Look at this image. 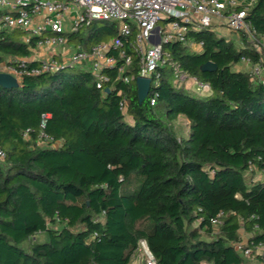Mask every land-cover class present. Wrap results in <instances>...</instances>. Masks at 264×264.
<instances>
[{"label":"trees","instance_id":"trees-1","mask_svg":"<svg viewBox=\"0 0 264 264\" xmlns=\"http://www.w3.org/2000/svg\"><path fill=\"white\" fill-rule=\"evenodd\" d=\"M247 20L264 34V0ZM118 34L116 20H96L71 38L89 48ZM24 36L0 30V64L33 54L37 38ZM188 38L202 49L165 45L155 104L139 99L137 54L130 83L113 71L99 88L83 63L0 86V264H131L143 239L157 264H246L255 253L264 264V80L236 69L261 55L246 35ZM208 61L217 69L203 70ZM177 69L211 91L179 84Z\"/></svg>","mask_w":264,"mask_h":264},{"label":"built area","instance_id":"built-area-1","mask_svg":"<svg viewBox=\"0 0 264 264\" xmlns=\"http://www.w3.org/2000/svg\"><path fill=\"white\" fill-rule=\"evenodd\" d=\"M251 3L242 0H0L2 28L24 30L26 42L37 38L33 53L40 48L51 51L48 56L39 59V65L27 68V64L36 59L32 56L17 57L1 63L0 71L13 74L21 82L27 74L55 72L69 66L88 63L97 86L104 88L112 79L113 71L115 78L125 83L133 80V76L126 72L137 54L138 76L152 78L147 97L151 104H155L159 95L155 90L159 85L158 68L169 60L165 45L179 40L202 49L203 41L189 40L190 30H215L218 24L224 23L237 33L240 39L242 35H246L259 51L261 59L255 63L251 73L264 80V34L258 32L247 20ZM96 20L119 21V34L109 40L94 43L89 48L75 39L76 43H71L73 34ZM160 22L163 24H159ZM242 60L251 61V58L243 57ZM176 72L179 84L190 80L197 85L198 91H211L208 83L190 79L189 75L180 69ZM120 108L127 111L126 98L120 101ZM45 124L44 119L42 125ZM41 136L54 141L55 146L59 145L54 136L43 130ZM4 156L5 152L0 150V157ZM223 215V212L219 213L212 222L215 225L220 224ZM240 247L239 244L238 248ZM141 248L147 258H141L137 264H157L145 239L141 240ZM257 249L264 255V245L258 246ZM250 252L251 249L247 248L246 253Z\"/></svg>","mask_w":264,"mask_h":264},{"label":"water","instance_id":"water-1","mask_svg":"<svg viewBox=\"0 0 264 264\" xmlns=\"http://www.w3.org/2000/svg\"><path fill=\"white\" fill-rule=\"evenodd\" d=\"M157 30H159V27H157ZM159 40L160 38L158 39V41ZM217 67V64L213 61H208L202 65L203 70H216ZM151 81V77L144 76H138L136 79L139 99L141 102H143L147 98L150 92ZM0 86L4 88H15L20 86V82L18 81L17 77L13 74L5 71H0ZM107 90L109 91L110 89L107 88Z\"/></svg>","mask_w":264,"mask_h":264},{"label":"crops","instance_id":"crops-1","mask_svg":"<svg viewBox=\"0 0 264 264\" xmlns=\"http://www.w3.org/2000/svg\"><path fill=\"white\" fill-rule=\"evenodd\" d=\"M244 1L245 3H251L253 2L254 0H242ZM215 30L221 34V35H224V36H227L229 38H234L236 39V33L232 30H230L224 23L222 24H218L215 28ZM233 33V34H232ZM235 34V35H234ZM196 50H200L201 48L199 46H196L194 45L193 46ZM40 50V51H39ZM39 50H37L35 53H33L31 56L34 58V59H42L46 56H48L51 51L49 50H45L43 48H40ZM255 66V63L251 60V61H244V60H241V62H239L238 64H236V69L237 70H243V71H248V72H251L253 70Z\"/></svg>","mask_w":264,"mask_h":264},{"label":"rangeland","instance_id":"rangeland-1","mask_svg":"<svg viewBox=\"0 0 264 264\" xmlns=\"http://www.w3.org/2000/svg\"><path fill=\"white\" fill-rule=\"evenodd\" d=\"M117 23H118V26H119V24H120V22L119 21H117ZM159 24H163V22H160ZM2 29V25H0V30ZM233 34V33H232ZM235 35V34H234ZM236 37H237V35H236ZM71 43H73V44H75L76 43V41L75 40H71ZM40 51V50H39ZM85 67H88V66H85ZM79 67H69L68 68V70L69 71H75V70H77ZM192 88H194V89H196L197 88V85H194V83H192L191 81L188 83ZM197 90V89H196ZM201 94H203V95H205V94H207V93H205V92H202V91H199ZM181 124L184 126L185 124H186V121L185 120H181ZM262 177H264V175H262L261 173H259V172H257V177H256V175H255V178H262ZM241 235H242V237L244 238V240L246 241L247 240V237H248V233L244 230V229H242L241 230ZM258 251V253H260V254H262V251L261 250H259V249H257ZM141 252H140V254H138V257L136 258V260H134V262H132L131 264H137L138 263V261L142 258V260H144V259H146L147 258V254H144V252H143V249L141 248V250H140ZM256 253L255 254H253L252 256H248V258H247V262H246V264H261V262H259L258 261V258L256 257ZM204 264H206V263H204Z\"/></svg>","mask_w":264,"mask_h":264}]
</instances>
